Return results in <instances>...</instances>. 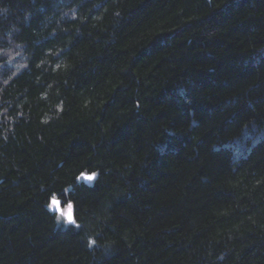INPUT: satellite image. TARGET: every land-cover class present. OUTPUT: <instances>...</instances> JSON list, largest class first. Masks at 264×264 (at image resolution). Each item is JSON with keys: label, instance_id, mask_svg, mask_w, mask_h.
<instances>
[{"label": "trees", "instance_id": "trees-1", "mask_svg": "<svg viewBox=\"0 0 264 264\" xmlns=\"http://www.w3.org/2000/svg\"><path fill=\"white\" fill-rule=\"evenodd\" d=\"M0 264H264V0H0Z\"/></svg>", "mask_w": 264, "mask_h": 264}, {"label": "rangeland", "instance_id": "rangeland-1", "mask_svg": "<svg viewBox=\"0 0 264 264\" xmlns=\"http://www.w3.org/2000/svg\"><path fill=\"white\" fill-rule=\"evenodd\" d=\"M84 180H89L88 177H83ZM57 221L59 224H67L72 222L71 208L69 204H61L54 208ZM71 216V221L68 217Z\"/></svg>", "mask_w": 264, "mask_h": 264}, {"label": "snow or ice", "instance_id": "snow-or-ice-1", "mask_svg": "<svg viewBox=\"0 0 264 264\" xmlns=\"http://www.w3.org/2000/svg\"><path fill=\"white\" fill-rule=\"evenodd\" d=\"M93 177L89 176L88 179L91 180ZM69 221H71V216L68 217Z\"/></svg>", "mask_w": 264, "mask_h": 264}, {"label": "water", "instance_id": "water-1", "mask_svg": "<svg viewBox=\"0 0 264 264\" xmlns=\"http://www.w3.org/2000/svg\"><path fill=\"white\" fill-rule=\"evenodd\" d=\"M53 201H54V203H56L57 201H55L54 199H53Z\"/></svg>", "mask_w": 264, "mask_h": 264}]
</instances>
